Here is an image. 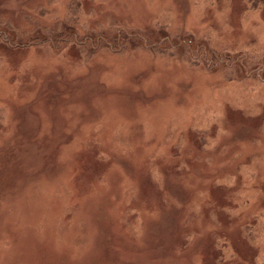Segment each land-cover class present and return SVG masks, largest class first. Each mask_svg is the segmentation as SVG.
Returning a JSON list of instances; mask_svg holds the SVG:
<instances>
[{"label":"rangeland","instance_id":"374dc122","mask_svg":"<svg viewBox=\"0 0 264 264\" xmlns=\"http://www.w3.org/2000/svg\"><path fill=\"white\" fill-rule=\"evenodd\" d=\"M0 264H264V0H0Z\"/></svg>","mask_w":264,"mask_h":264}]
</instances>
